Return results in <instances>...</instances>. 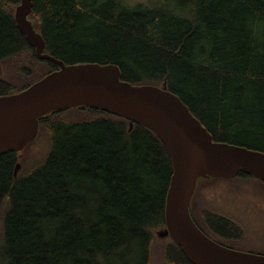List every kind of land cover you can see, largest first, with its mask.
I'll use <instances>...</instances> for the list:
<instances>
[{
	"label": "trees",
	"instance_id": "obj_1",
	"mask_svg": "<svg viewBox=\"0 0 264 264\" xmlns=\"http://www.w3.org/2000/svg\"><path fill=\"white\" fill-rule=\"evenodd\" d=\"M19 2L0 0V96L59 68L19 32ZM28 19L65 65L114 64L132 85L165 81L214 141L264 153V0H32ZM172 171L139 123L88 106L41 116L35 139L0 154V264H192L156 234ZM230 180L264 187L242 171L199 177L191 218L224 246L264 254L237 216L199 201L205 184Z\"/></svg>",
	"mask_w": 264,
	"mask_h": 264
},
{
	"label": "water",
	"instance_id": "obj_2",
	"mask_svg": "<svg viewBox=\"0 0 264 264\" xmlns=\"http://www.w3.org/2000/svg\"><path fill=\"white\" fill-rule=\"evenodd\" d=\"M32 0L15 7L17 28L38 58L59 68L25 89L0 96V154L21 151L38 132V119L52 111L88 106L139 123L160 138L172 163L165 203V227L158 237H169L192 264H264V254L224 246L205 235L191 218L189 205L199 177L233 178L240 171L264 182V153L217 142L178 96L161 86L132 85L120 80L114 64L65 65L44 53V40L28 15ZM2 68L0 65V75ZM19 167H15L14 174Z\"/></svg>",
	"mask_w": 264,
	"mask_h": 264
},
{
	"label": "rangeland",
	"instance_id": "obj_3",
	"mask_svg": "<svg viewBox=\"0 0 264 264\" xmlns=\"http://www.w3.org/2000/svg\"><path fill=\"white\" fill-rule=\"evenodd\" d=\"M156 1L157 0H122V2L131 7L140 2L154 3ZM36 78L37 76L34 75L29 77L27 81H32ZM30 147L33 148L34 145L32 144ZM199 198L201 203H205L206 208L213 207L217 208L215 210L222 212L223 210H226L237 216L247 228L246 236L264 243L263 186L252 181H210L208 184H205L203 191L199 194ZM165 238L167 237H159V240ZM238 247L241 248V245ZM235 250L245 251L238 248ZM154 259L159 263L158 257H155Z\"/></svg>",
	"mask_w": 264,
	"mask_h": 264
},
{
	"label": "flooded vegetation",
	"instance_id": "obj_4",
	"mask_svg": "<svg viewBox=\"0 0 264 264\" xmlns=\"http://www.w3.org/2000/svg\"><path fill=\"white\" fill-rule=\"evenodd\" d=\"M223 216V215H222ZM205 227V226H204ZM215 237H217V239L219 240V241H221V242H223V237H219V236H215ZM216 239V238H215ZM259 254H261V253H259Z\"/></svg>",
	"mask_w": 264,
	"mask_h": 264
}]
</instances>
